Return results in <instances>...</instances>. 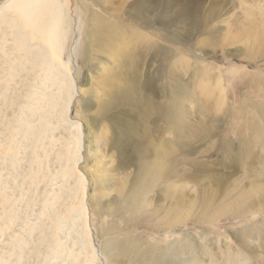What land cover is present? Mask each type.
<instances>
[{
    "label": "rangeland",
    "instance_id": "obj_1",
    "mask_svg": "<svg viewBox=\"0 0 264 264\" xmlns=\"http://www.w3.org/2000/svg\"><path fill=\"white\" fill-rule=\"evenodd\" d=\"M66 3L71 27L62 58L70 48L72 88L49 82L40 119L24 108L39 71L16 57L9 31L0 35L4 263L78 264L66 255L51 259V252L60 236L55 223L67 230V208L81 195L98 264H177L163 255L174 249L200 264L238 262L252 256L249 248L264 254V0ZM23 117L36 123L32 135ZM87 131L97 155L84 149ZM10 144L15 166L1 159ZM227 144L245 154L226 153ZM63 161L84 174V187L63 176ZM145 166L156 167L157 180L132 211L119 210ZM108 239L134 240L137 249L130 259L117 250L105 256Z\"/></svg>",
    "mask_w": 264,
    "mask_h": 264
},
{
    "label": "bare ground",
    "instance_id": "obj_2",
    "mask_svg": "<svg viewBox=\"0 0 264 264\" xmlns=\"http://www.w3.org/2000/svg\"><path fill=\"white\" fill-rule=\"evenodd\" d=\"M68 8L69 7L67 6L66 0H4L2 4L0 5V35L7 34V31H9V33L13 37L12 48H14L17 52H19V56L17 55L16 57H20L21 55L26 56L28 60L30 61V63L33 65L31 68L37 67V70L39 71L38 74L36 73L37 81L34 82L33 88L30 89V91L27 93L26 95L27 100L25 101V104H24V108L25 110H27L26 113L28 112L32 116H35L36 117V118L34 117L35 119H40L41 117V116L38 117V113L36 111L38 108V104L40 103V100L43 99L44 96L48 95L44 90L46 88V85L49 82H50L49 86L53 85L54 83H59V86H61L63 83L65 84L67 83V87L64 89L66 91L72 88L71 69L68 66L69 64L68 59L70 60V54H71L70 48L67 49L68 50V52L66 53L67 59L62 58L64 49H66V44H67L66 37L68 36L67 34L69 33L68 28L71 27ZM85 47H86L85 54L88 55L87 57H89L90 55L88 53L89 52L88 43ZM0 51H2V49H0ZM2 78L3 77L0 76V79ZM1 86L2 88L0 89V94H3L5 92L6 86L3 84ZM132 87L134 88V86ZM122 99L126 101H129L130 99L127 95L126 90L124 92V95L122 96ZM1 102H0V105H1ZM65 107L67 108V105ZM24 117L20 118V123H21L20 125L21 127L25 129V132L27 134L32 135L33 134L32 130H33V127L36 125V123H33V121L30 122L29 119H31V117L29 119L24 118ZM261 117L264 121V117L262 115ZM76 122L75 124L72 123L73 124L72 127L77 133V140L75 139L76 140L75 144L76 143L78 144L79 143V140H78L79 139L78 138L79 137V124ZM252 128H253V131H255L257 134L262 135L264 133V132L263 133L261 132L262 130L261 131L259 130V127L257 126L256 123L252 125ZM44 129L45 128H43V130ZM35 130L37 129L35 128ZM3 139H0V141L2 142ZM94 139H95V136L87 131L86 137H85L84 149L86 153L88 152V154L89 153L96 154L97 152V148L95 144L96 140L94 141ZM4 143L6 145L5 141ZM10 145L12 148L8 146V149L6 150L5 155L2 156L1 154L2 156L1 159L6 158L8 159V162H9L8 166L9 165L15 166V159L13 158L15 157L13 156L14 155L13 154L14 145L12 144ZM224 147H226L224 149L226 153H229L232 155L233 152H236L237 153L235 155L236 158H242L243 154H245V151H242V149L239 151L237 149L238 147L237 148L233 147V145L231 144H227V146H224ZM77 151L79 152V150ZM76 158H75L76 160L74 159V163H73L74 167L76 166L79 157H76ZM68 161H69V158H67L65 163L68 164ZM65 163L63 161L62 169H65L63 176L69 177L72 174L75 177V180L78 182V185L81 184L82 187H84V184H85L84 174L80 170L72 169L73 168L72 165H71L72 168L69 166L66 167ZM68 165H70V163ZM147 167L148 166H145L146 169H149V168L150 169L144 171V174L141 180L135 185H133V187H131V189L126 194V196L121 198L120 202H122V204L119 206V210H121L122 208V210H124L125 212L132 211L135 208L136 204L138 203L139 199L142 198L141 196L143 192H145L149 188V186L154 181L157 180L159 175L157 174V172H154L156 171V167L155 166H151V167L149 166V168ZM88 170L90 171V174L91 172H93L91 171L93 170V168L90 166ZM0 176H1V173H0ZM0 180H1V177H0ZM256 188L258 187L256 186ZM263 190H264V185H262L261 192ZM1 193L2 192H0V197H3V195L1 196ZM90 195L91 197L94 196L95 192ZM85 198H86L85 195H81V197L76 201L75 204L72 203V205H70L67 208L69 218L66 221L67 230L65 232L63 233L61 232V227H62L61 224H59L58 222L55 223V230L57 233L60 234V236L54 233V235H56V237L58 236L59 238L54 240V244H53L52 252H51V255H52L51 259H55V258L57 259L60 257H62L63 259V257L66 258L67 256L68 259L69 258L79 259L78 264H98V252L96 251L94 242L90 237L91 232H90V226H89V216H88V209H87V205L85 202ZM261 200H263L261 201V203L263 205L262 207H264V199L262 198ZM123 204L125 206H122ZM49 205L51 206V204ZM42 213L43 211L40 212V214ZM111 230H115V227L114 229H111ZM247 235H248V238L252 237V235L250 234H247ZM241 238L243 239V243H245V247L247 245V248H248L250 246V242H248V240H246V238L244 239L242 236ZM69 239L71 240L70 244L67 242L69 241ZM108 240L107 242H105L104 248H103L105 256L106 255L109 256V254L112 253V251L117 250L115 251L117 254L127 255L128 258L130 259L131 253H133L137 249V246H136L137 243L134 240L128 239V240H124L123 242H120L118 240H115L112 242V240H109V241ZM191 246L192 245H189V247ZM248 250L250 253L249 255H252L251 257L246 254H243L238 259V262L231 263L230 261L229 263L231 264H251L252 260L256 261L255 259L257 260L259 259L261 263H263L264 254L260 253L261 250L260 251L258 250L259 252H255L256 250L254 251V249H250V248ZM163 253H164L163 255L166 254L167 259H170L171 261L176 262L177 264H200L199 262L200 260L197 261L198 258H196L195 255L186 257L184 259H180V256L183 255L184 253L182 252L179 253L178 250H175V249L171 252H167V250H165L163 251ZM2 255H0L1 256L0 264H6L4 263L7 261L5 259L6 257L4 258L2 257ZM229 256L230 255H228V257ZM158 260L156 261L158 262ZM211 262L212 260H209V264H212ZM112 264H115V263H112ZM215 264L217 263L215 262Z\"/></svg>",
    "mask_w": 264,
    "mask_h": 264
}]
</instances>
